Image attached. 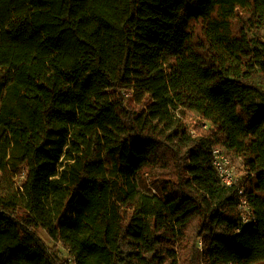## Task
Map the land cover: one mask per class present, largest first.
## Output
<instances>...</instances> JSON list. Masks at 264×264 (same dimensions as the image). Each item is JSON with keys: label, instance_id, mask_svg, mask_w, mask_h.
I'll return each instance as SVG.
<instances>
[{"label": "trees", "instance_id": "1", "mask_svg": "<svg viewBox=\"0 0 264 264\" xmlns=\"http://www.w3.org/2000/svg\"><path fill=\"white\" fill-rule=\"evenodd\" d=\"M257 74L264 0H0V264H264Z\"/></svg>", "mask_w": 264, "mask_h": 264}, {"label": "rangeland", "instance_id": "2", "mask_svg": "<svg viewBox=\"0 0 264 264\" xmlns=\"http://www.w3.org/2000/svg\"><path fill=\"white\" fill-rule=\"evenodd\" d=\"M253 83L259 86H263L264 85L263 76L261 74H257L255 78L253 79ZM125 98H126L127 104L134 105L132 97H130L129 95H125ZM184 118L189 122V124H192V123L195 124L196 122H198L197 115L193 113H187ZM106 162H107V166L110 168L112 166V160L110 158H106ZM234 166L236 167L237 176L240 178L241 177L239 174V168L241 166L240 160H234ZM142 185H144L147 190L151 189L153 185L152 179H149L148 177L144 176V184ZM38 234L43 239V241L46 243V245L54 252L53 250L54 243L49 238V236L46 234V232H44L43 230H40ZM57 247H58V250H56V252L60 254L61 259L64 261V264H72V260L68 257V253L64 249H62L60 246H57Z\"/></svg>", "mask_w": 264, "mask_h": 264}, {"label": "built area", "instance_id": "3", "mask_svg": "<svg viewBox=\"0 0 264 264\" xmlns=\"http://www.w3.org/2000/svg\"><path fill=\"white\" fill-rule=\"evenodd\" d=\"M124 95H127V93H125ZM213 167L217 171L223 185L232 187L236 185L237 182L239 181V177L237 176V173H236V167L234 166L231 158L227 155L224 149H221V148L214 149ZM240 193L242 194L241 190H240ZM242 206L246 210H249V208L247 207L246 201L244 200L242 201ZM246 221L248 220L246 219Z\"/></svg>", "mask_w": 264, "mask_h": 264}]
</instances>
